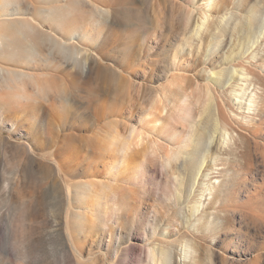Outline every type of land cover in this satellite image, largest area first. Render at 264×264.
I'll list each match as a JSON object with an SVG mask.
<instances>
[{"label":"rangeland","instance_id":"374dc122","mask_svg":"<svg viewBox=\"0 0 264 264\" xmlns=\"http://www.w3.org/2000/svg\"><path fill=\"white\" fill-rule=\"evenodd\" d=\"M88 1L14 0L3 7L0 0V33L15 42H24L27 30L18 29L14 21L35 23L33 17L42 31L65 40L64 29L73 25L95 34L94 43L75 38L90 48L85 71L82 54L81 63L74 67L73 59L60 55L50 43L43 45L36 60L14 59L0 52L2 65L38 74L51 92L48 100L41 98L34 93L32 80L25 79L23 89L30 99L24 100L17 86L0 84L4 107L0 116V264H78L57 222L67 207L60 197L59 184L64 185V180L94 181V196L107 203L94 201L90 211L75 207L78 214L71 216V232L83 255L79 264H147L152 244L145 243L144 234L151 236L149 222L159 214L172 227L178 226L175 208L169 209L166 198L176 176L189 181V171L176 168L182 161L176 152L181 144L188 152L195 149L190 134L196 127L180 111L183 104L173 110L169 99L175 89L173 73L190 77L198 62L179 54L176 72L173 54L183 50L185 22L191 20L187 16L202 13L203 0H93L110 9L103 19ZM249 1L243 0L239 12L246 11ZM59 4L66 14L60 18L39 10ZM229 4L233 6V0ZM6 11L14 14L6 16ZM203 33L202 54L209 43V34ZM74 75L80 77L79 83L73 81ZM199 79L202 86L189 91L192 101L184 106L195 110L193 115L204 128L198 127L199 131L206 135L211 131L204 109L208 90L204 78ZM221 92L216 99L222 105L226 94ZM214 134L220 136L219 131ZM124 143L129 146L127 157L118 159L112 149ZM251 156L229 203L217 209L223 223L213 233L214 241L202 240L211 245L215 264H264L263 133L252 140ZM70 163L79 168L80 176L66 173ZM228 166L239 167L233 160L220 165ZM195 195H183L181 206L187 207ZM37 197L43 203L40 211L32 206ZM254 204L261 209H254Z\"/></svg>","mask_w":264,"mask_h":264},{"label":"bare ground","instance_id":"6f19581e","mask_svg":"<svg viewBox=\"0 0 264 264\" xmlns=\"http://www.w3.org/2000/svg\"><path fill=\"white\" fill-rule=\"evenodd\" d=\"M229 1L203 0L199 5L204 8V11L198 12L199 16L196 13L197 17L195 18L193 15L187 16L191 20L185 22L187 23L185 24L186 33L187 36L189 33V36H184L186 41L183 50H176L173 54L175 62L173 68L176 72L180 69V62H176L179 54L194 58V62H198L197 70L190 77L183 73L181 75L179 72L180 75L173 73L172 80L175 83V89L172 90L173 97L169 99V103L175 106L173 110L183 104L181 109L179 107L180 111L186 112L187 119L190 118L191 124L196 127L195 131L193 130L194 132L190 134L195 149L188 152L185 144L178 146L176 154L182 156V161L176 163V168H186L189 171V181L184 177L176 176L172 183L173 191L166 198L169 209L175 208L178 226L172 227V224L165 221L164 216L159 214H156L152 222H149L148 226H153L151 236L144 234L145 243L152 244V247L149 248L150 255L147 264H215L211 245L205 244L202 240L210 237L211 241H214L213 233L223 223V218L217 209L229 203L238 178L250 164L252 140H255L259 134H264V0H250L243 13L239 12L243 0H233V6H230ZM2 2L4 7L13 3L14 0H2ZM88 2L91 3L101 19L110 13L109 8L101 7L93 0ZM59 5L39 10L42 13L52 14L53 12L57 18L58 16L60 18L61 15L65 16L66 14H63V6ZM219 6L222 7V10H219ZM213 10L216 12H209ZM4 14L10 16L14 13L6 11ZM101 19L96 23L99 24ZM32 20L35 23L27 20L14 21L16 26L19 25L18 29L27 30V35L23 37L24 42H15V39L11 40L10 35L0 33V52L14 59L21 56L25 59L36 60L42 55L43 45L50 43L53 47L51 48L58 51L60 55L72 58L74 67L81 63L79 55L82 54V61L86 63L84 71L87 69L90 48L75 38L79 36L90 40L89 43H94V32L89 33L87 29L83 27L81 29L75 25L69 26L64 29L68 34L67 40H65L42 31L40 21L35 17ZM56 23L60 26L58 20ZM203 31H207L209 34V43L206 51L202 54ZM25 70L5 67L0 63V84L9 87L17 86L20 89L18 95L24 100H29L28 90L23 89L25 83H22L25 79H29L32 80L34 90H36L34 93L48 100L51 95L50 88L38 74ZM200 76L204 78L208 90L206 94L208 102L204 109L211 131L206 135L201 132L202 130L199 131L202 127L195 119L196 115H193L195 110L192 111V108L184 106L191 97L189 91L193 92L202 86ZM185 79L189 80L186 84L184 83ZM73 81L79 83L80 77L74 75ZM220 89H222L221 96L226 94L222 105L216 99V94L220 92ZM65 91L66 89H63V92ZM2 114H4V107L0 104V116ZM170 114L172 113L170 112ZM159 120L156 119V123ZM218 131L220 136L214 134ZM128 150V144L124 143L114 147L112 153L114 152L118 159L125 160ZM189 159L195 161L190 163ZM231 160L236 161L239 167H220L221 163ZM69 167L70 170L66 173H70L69 175L73 177L80 176V170L75 167L74 163H70ZM57 168L60 175L65 173L61 166L58 165ZM60 186V197L64 206L67 204V207L60 211L57 222L61 223L60 230L68 242L67 247L74 252L79 264L83 255L71 232V216L78 214L75 207L78 206L80 209L82 207L90 211L94 209V201L102 205H107V203L102 202V197L94 196V181L78 180L68 183L64 180V185L60 183ZM186 193L190 197L196 195L187 207H182L181 200ZM39 198L35 199L34 205H36L32 206L40 211L43 203ZM75 203L76 206H74ZM99 204L98 206H100ZM252 206L256 210L262 207L260 204ZM28 209L31 207H27ZM87 212L86 214H88ZM91 212L94 214V210ZM90 220L94 225V218H90ZM102 228L106 230V224H102Z\"/></svg>","mask_w":264,"mask_h":264}]
</instances>
